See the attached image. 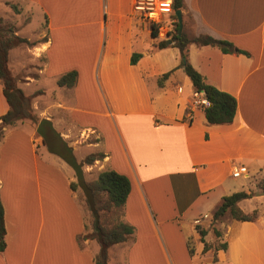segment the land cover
I'll use <instances>...</instances> for the list:
<instances>
[{
  "label": "crops",
  "instance_id": "crops-1",
  "mask_svg": "<svg viewBox=\"0 0 264 264\" xmlns=\"http://www.w3.org/2000/svg\"><path fill=\"white\" fill-rule=\"evenodd\" d=\"M27 1L41 10L45 28L18 52L26 58L22 73L12 70L11 52L18 46L8 51V66L25 94L42 92L31 101L36 120L6 126L0 140L6 228L0 264H94L99 248L92 249L96 240L82 237L91 226L87 230L78 189L70 187L75 171L43 143L45 137L61 147L53 130L74 158L84 147L100 153L82 165L85 180L107 168L129 178L130 192L115 209L121 215L115 223L132 225L134 233L111 245L126 250L127 264H164L162 250L170 264H202L196 221L227 193L244 190L239 177L231 176L233 166H246L244 179L264 171V0H183L190 36L225 39L247 52L187 45L188 60L204 80L235 97L236 113L228 124L206 121L203 106L192 102L190 79L176 75L183 70L179 50L154 47L156 27L133 12V0ZM168 15L162 16L159 37L169 27ZM71 70L74 84L59 86L57 79ZM7 109L0 85V116ZM189 112L192 118L186 120ZM40 145L52 157L44 158ZM186 238L194 252L176 258ZM222 240L226 249H215V264H264L260 212L255 221H233ZM255 241L260 247H249ZM236 243L242 244L237 254L231 247Z\"/></svg>",
  "mask_w": 264,
  "mask_h": 264
},
{
  "label": "trees",
  "instance_id": "trees-1",
  "mask_svg": "<svg viewBox=\"0 0 264 264\" xmlns=\"http://www.w3.org/2000/svg\"><path fill=\"white\" fill-rule=\"evenodd\" d=\"M12 9L17 11L15 4L5 1ZM171 12L169 13L170 22L167 31L163 34L164 37H159L156 28L151 29V36L154 39V47L157 49L166 48L168 46L176 47L179 50L182 67L184 73L190 79L192 87L196 91H203L204 97L208 101V105L203 106V113L206 121L210 124H228L234 119L237 102L231 94L219 90L214 85L206 82L203 76L190 64L188 60L187 45L194 42L199 45H211L218 47L224 53H244L247 52L237 49L234 45L225 39H217L207 34H200L197 36H188L181 30L178 34V21L175 15V10L185 9L183 0H171ZM4 22L0 17V85L2 93L8 104L7 111L0 116V140L4 135L5 127L12 126L17 121L36 120V114L32 109V98L41 93L38 90L32 94H25L16 84V80L12 75L8 66V51L13 46L25 43L32 44L27 38L15 34L13 29H8L3 25ZM4 26V27H3ZM171 43H167V40ZM184 58V61L182 60ZM132 61L135 57L132 56ZM168 73H164L162 77H166ZM76 80V71L71 70L57 79L59 86H72ZM50 130L49 121H45ZM55 133L61 147L54 145L47 138L43 137V143L47 149L60 156L65 160L75 171L76 180L70 183L73 191L78 189V200L83 205L84 211L88 213L91 231L85 232L82 237L84 239H94L99 245L97 253L93 257L94 264H109L108 249L111 245L122 242L134 233V227L122 220H119L111 226H106L101 222V213L110 212L124 205L126 197L130 192V180L126 175L120 174L114 169L107 168L98 173L97 177L93 180H85L82 174L81 167L83 164H90L95 159H98L100 153L87 154L82 161L78 162L72 155L71 148L68 147ZM264 193V188L262 189ZM253 195L244 190L234 191L230 194L224 195L215 209L212 211V218L217 219L224 215L226 212L237 221H255L258 217L257 211L243 212L238 202L250 198ZM87 227V225H86ZM196 231L200 235V241L203 242V250L208 248L207 243L204 241V236L207 234L205 229H199L195 225ZM216 237H220V232L214 231ZM6 228L4 225V212L0 200V252H3L6 247ZM186 247L190 255L194 252V245L190 238L186 239ZM216 250L226 249V243L220 242L215 247Z\"/></svg>",
  "mask_w": 264,
  "mask_h": 264
},
{
  "label": "rangeland",
  "instance_id": "rangeland-1",
  "mask_svg": "<svg viewBox=\"0 0 264 264\" xmlns=\"http://www.w3.org/2000/svg\"><path fill=\"white\" fill-rule=\"evenodd\" d=\"M5 1H9L11 4H15L17 7V11L12 9L9 5L5 3ZM0 17L2 18L4 22L5 28L7 27L8 29H13L15 32L18 30V35L22 37H28L31 38L32 40H29L32 44H34L38 39L35 37L39 35V32H41L42 28H45V22H44V16L41 12V10L37 7V5L25 0H0ZM191 16L189 13H185L184 10H182V30L184 33L188 36L191 35L189 23L191 22ZM3 26V27H4ZM17 34V33H15ZM161 36V35H159ZM164 37V35H163ZM34 38V39H33ZM20 45V46H19ZM16 45L18 46L11 52V60H12V70L13 74L17 76L18 73L20 72V66L22 65V62L26 59L22 57V55L18 56V52L21 51V47L24 45L31 46V44H19ZM13 46V47H16ZM12 47V48H13ZM11 49V48H10ZM12 74V75H13ZM179 80L184 79V71L181 70L177 74ZM14 76L17 84V79ZM42 83H46L47 85L50 84L45 81H41ZM50 86V85H49ZM52 86V85H51ZM50 86V87H51ZM54 86V85H53ZM25 131H29L30 127H24ZM92 148H86L84 147L81 150H77L74 152L75 158L77 161H79L81 156H84L86 154H90L92 152ZM37 151L42 154V156L45 158V156H50L52 155L48 153V151L43 147L39 146L37 147ZM68 167L67 171H72L73 169L66 164ZM90 178V177H89ZM237 182H242L244 184L243 189L247 193H251L254 197L246 198L238 202L239 208L243 212H251L253 210L257 211V215L259 212L261 213V216L264 220V193H263V188H264V171H260L256 174L249 175L246 179H244L242 176L239 178H236ZM244 180L246 183H244ZM230 194V193H227ZM77 195V193H76ZM259 196V197H257ZM218 205V204H217ZM216 205V206H217ZM215 209V208H214ZM210 212V211H209ZM212 213L210 212L208 215L204 216L201 221H198L195 225L199 229H205L207 234L204 236V241L207 243L208 248L204 249L202 251L201 258H203V262H209V261H214L216 260V255H215V247L218 245L220 242H223L222 240V232L225 230L233 221H235L228 212H226L224 215L220 216L217 219L212 218ZM121 217L120 213L116 210L110 211V212H102L101 213V222L106 225V226H111L115 223L116 219ZM86 225L90 226V221L89 217H86ZM88 223V224H87ZM184 228L188 229V226L184 224ZM243 229V228H242ZM217 230L220 232V237H216L214 231ZM245 231V230H244ZM236 234H234L235 238ZM187 239V238H186ZM192 241V240H191ZM84 243V242H83ZM248 244V239L246 244L244 243V246H247ZM239 245H242L241 243H236L231 247H234L233 252L237 254L238 248L240 247ZM249 247H252L254 249L259 248L260 245L258 243L253 242V244L249 243ZM99 248V245L96 243H92V249ZM232 249V248H231ZM230 250V249H229ZM184 256L188 259L191 257L187 247L184 245V248L179 250L178 256L183 254ZM108 253L110 255V264H127V252L123 248L116 249V247L111 246L108 249ZM224 255H227L225 253ZM183 256V257H184ZM162 259L164 264H170L169 261V256L167 254V251L162 250ZM182 259V258H180Z\"/></svg>",
  "mask_w": 264,
  "mask_h": 264
},
{
  "label": "built area",
  "instance_id": "built-area-1",
  "mask_svg": "<svg viewBox=\"0 0 264 264\" xmlns=\"http://www.w3.org/2000/svg\"><path fill=\"white\" fill-rule=\"evenodd\" d=\"M133 12L146 20H149L154 26L158 29L163 26V18L162 16L166 13H170L171 8V0L170 7L168 6L167 0H133L132 4ZM193 104L194 105H208L207 99L201 93V91L193 90L192 93ZM192 115L189 112L186 116V120L191 119ZM247 173V168L244 165H235L231 169L232 177H240ZM198 222V221H196ZM202 264H215L214 261L203 262Z\"/></svg>",
  "mask_w": 264,
  "mask_h": 264
},
{
  "label": "water",
  "instance_id": "water-1",
  "mask_svg": "<svg viewBox=\"0 0 264 264\" xmlns=\"http://www.w3.org/2000/svg\"><path fill=\"white\" fill-rule=\"evenodd\" d=\"M175 15H176V17H177V21H178V34H180L181 33V30H182V25H183V23H182V12H181V10L180 9H177V10H175ZM167 43H171V40H167ZM182 60L184 61V58H182ZM201 93L202 94H204L203 93V91H201Z\"/></svg>",
  "mask_w": 264,
  "mask_h": 264
}]
</instances>
